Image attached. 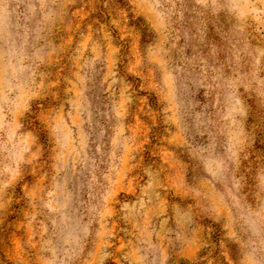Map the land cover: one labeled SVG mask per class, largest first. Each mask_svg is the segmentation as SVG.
<instances>
[{
	"label": "rangeland",
	"instance_id": "374dc122",
	"mask_svg": "<svg viewBox=\"0 0 264 264\" xmlns=\"http://www.w3.org/2000/svg\"><path fill=\"white\" fill-rule=\"evenodd\" d=\"M0 264H264V0H0Z\"/></svg>",
	"mask_w": 264,
	"mask_h": 264
},
{
	"label": "trees",
	"instance_id": "16d2710c",
	"mask_svg": "<svg viewBox=\"0 0 264 264\" xmlns=\"http://www.w3.org/2000/svg\"><path fill=\"white\" fill-rule=\"evenodd\" d=\"M138 21L143 22V20L140 18H138ZM131 23H133V22H131ZM139 31L141 33V41L142 42H146L149 38H151V34L148 32V29L146 26H144V28H140Z\"/></svg>",
	"mask_w": 264,
	"mask_h": 264
}]
</instances>
